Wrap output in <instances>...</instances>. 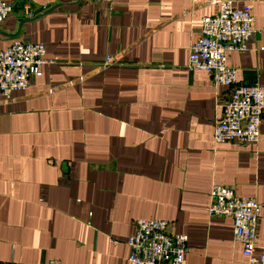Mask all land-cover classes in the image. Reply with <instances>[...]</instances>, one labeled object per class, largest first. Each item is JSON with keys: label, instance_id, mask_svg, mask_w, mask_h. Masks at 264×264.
<instances>
[{"label": "crops", "instance_id": "0c3cea01", "mask_svg": "<svg viewBox=\"0 0 264 264\" xmlns=\"http://www.w3.org/2000/svg\"><path fill=\"white\" fill-rule=\"evenodd\" d=\"M5 1L1 47L42 42L56 62L0 96V264H129L140 218L187 234V264H247L233 219L209 215L213 184L260 202L261 253L264 119L258 143L216 144L231 88L188 66L219 0ZM234 1L255 32L227 62L264 85V0Z\"/></svg>", "mask_w": 264, "mask_h": 264}, {"label": "built area", "instance_id": "2783aa9c", "mask_svg": "<svg viewBox=\"0 0 264 264\" xmlns=\"http://www.w3.org/2000/svg\"><path fill=\"white\" fill-rule=\"evenodd\" d=\"M111 2L112 0H94ZM14 10V3L0 0V24ZM36 14L31 4L24 5V17ZM201 36L189 49L188 66L212 75L216 85L231 88V95L223 106V114L216 121L213 139L216 144L236 140L243 144H255L261 140L264 119V85L258 82L240 83L236 68L227 62L231 50L246 51L255 32L254 13L250 4L235 5L234 0H219L216 11L202 18ZM47 57L42 42L15 39L7 47L0 40V96L10 98L17 90L25 89L31 77L42 74V66L55 63ZM114 63L112 57L106 65ZM210 216H229L234 222V238L243 246L247 264H264V248H258L257 224L262 205L256 197H241L234 188L213 184ZM168 219L140 218L135 232L129 237V264H187L188 240L184 233L171 232ZM49 264H54L50 262Z\"/></svg>", "mask_w": 264, "mask_h": 264}]
</instances>
